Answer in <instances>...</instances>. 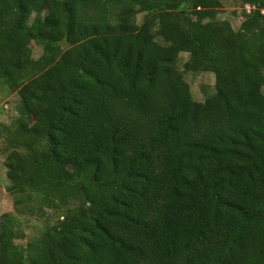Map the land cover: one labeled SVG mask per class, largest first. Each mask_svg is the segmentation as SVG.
<instances>
[{
    "label": "trees",
    "instance_id": "obj_1",
    "mask_svg": "<svg viewBox=\"0 0 264 264\" xmlns=\"http://www.w3.org/2000/svg\"><path fill=\"white\" fill-rule=\"evenodd\" d=\"M239 1L234 29L218 0H0V264H264V0Z\"/></svg>",
    "mask_w": 264,
    "mask_h": 264
},
{
    "label": "rangeland",
    "instance_id": "obj_2",
    "mask_svg": "<svg viewBox=\"0 0 264 264\" xmlns=\"http://www.w3.org/2000/svg\"><path fill=\"white\" fill-rule=\"evenodd\" d=\"M220 6L217 7V19L228 20L234 29H238L242 17L240 12L244 7H241L239 0H218ZM144 19L143 14L136 17V21L140 24ZM33 57L37 59L42 53V47L35 42H29ZM188 54L181 53L177 61L176 67L182 73L184 80L189 84L192 97L196 101H204L206 97L214 93V75L205 69L197 72L187 71L183 64L187 60ZM0 90V215L4 213H13V198L7 192L9 181L6 177V156L9 153V148L3 140L4 129L16 117V106L18 97L13 95H5ZM264 93V87H263ZM56 214L50 210H40V214L24 217L20 216L19 221L22 223L21 230L24 233L23 239L13 240L11 245L26 246L27 242L41 236L46 227L56 222Z\"/></svg>",
    "mask_w": 264,
    "mask_h": 264
},
{
    "label": "built area",
    "instance_id": "obj_3",
    "mask_svg": "<svg viewBox=\"0 0 264 264\" xmlns=\"http://www.w3.org/2000/svg\"><path fill=\"white\" fill-rule=\"evenodd\" d=\"M245 8H246V11H248V12H249L250 9H251L249 6H246ZM261 13L264 14V9L261 11Z\"/></svg>",
    "mask_w": 264,
    "mask_h": 264
}]
</instances>
